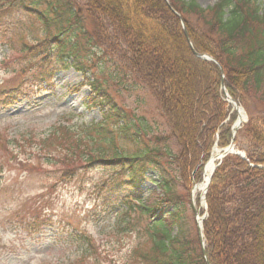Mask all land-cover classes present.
<instances>
[{
  "label": "trees",
  "instance_id": "trees-1",
  "mask_svg": "<svg viewBox=\"0 0 264 264\" xmlns=\"http://www.w3.org/2000/svg\"><path fill=\"white\" fill-rule=\"evenodd\" d=\"M169 1L183 20L193 48L221 67L229 96L248 119L233 141L245 159L225 157L205 196L207 261L264 264V1L218 0L206 9L192 1ZM15 12L33 22L8 21L6 17ZM17 31L33 36L30 43L22 44L19 58L40 60L28 65L14 61L11 73L17 77L31 73L36 83L23 80L20 88L0 89V100H7L5 105L19 98L29 100L24 91L47 92L55 73L73 70L82 77L79 88L90 89L85 107L98 110L100 120L59 123L37 140L29 134L13 146L23 154L37 148L38 158L68 168L61 171L68 174L62 180L76 181L74 172L82 167L115 169L114 181L108 185L113 187L110 200L115 202L111 211L120 213L124 229L134 211L147 220L152 235L149 264H204L191 210L186 221V211L160 219L166 209L184 200L166 181L157 185L162 196L151 192L142 198L141 188L147 174L168 160L189 191L191 180L201 181L200 159L208 155L216 134L219 147L230 143L236 114L222 102L219 67L192 55L178 18L163 0H0L1 36ZM38 64L47 70L34 72ZM103 69L112 70V80L120 77L116 81H125L131 90L152 95L168 133L156 136L143 117L118 109L99 78ZM23 84L30 89H23Z\"/></svg>",
  "mask_w": 264,
  "mask_h": 264
},
{
  "label": "rangeland",
  "instance_id": "rangeland-1",
  "mask_svg": "<svg viewBox=\"0 0 264 264\" xmlns=\"http://www.w3.org/2000/svg\"><path fill=\"white\" fill-rule=\"evenodd\" d=\"M217 1L196 0L204 8ZM6 19L13 23L24 21L27 25L33 22L20 12ZM20 34L17 31L4 38L0 36L3 39L0 40V89L20 88L23 80H28L30 85L36 83L31 73L24 77L11 73L16 68L15 62L28 65L40 60L19 58L22 44L30 43L33 37ZM41 70H47V66L38 64L34 72ZM111 73L112 70L103 69L99 78L111 93L114 105L128 116L143 117L156 136L168 133L165 119L157 114L160 111L154 97L146 91L131 90L125 81H116L120 77L112 80ZM81 83V76L69 70L54 75L48 92L24 91L22 95L31 99L19 98L7 105V100H0V264H149L152 235L147 220L134 211L124 229L120 214L111 211L115 202L110 200L113 187L108 185L110 180L114 181L115 169L94 166L87 171L82 167L74 172L78 173L76 181L62 180L68 174L61 171L68 168L54 167L38 158L36 147L23 154L12 144L20 143L29 134L37 140L59 123L98 122L99 111L84 105L90 89L78 88ZM30 85L23 84V89H30ZM253 112L251 106L248 113ZM173 151L176 153L174 148ZM164 161L156 171L147 174L141 196L146 198L151 192L162 196L163 190L157 185L166 181L175 196L184 201L166 209L160 219L186 211V221L187 211L191 209L190 198L194 201L200 194L193 197L190 190H184L177 167ZM200 202H193L195 208ZM181 217L184 218L183 214ZM192 227H196L193 222ZM176 232L173 227L171 235Z\"/></svg>",
  "mask_w": 264,
  "mask_h": 264
},
{
  "label": "bare ground",
  "instance_id": "bare-ground-1",
  "mask_svg": "<svg viewBox=\"0 0 264 264\" xmlns=\"http://www.w3.org/2000/svg\"><path fill=\"white\" fill-rule=\"evenodd\" d=\"M183 1L184 2L192 1L197 6H199L201 9H206L207 8V7L206 8L201 7L196 2V0H183ZM163 2L167 6L168 11L178 18L180 27L183 30L182 31L183 36L186 39L187 45H188L189 50L192 53V55H193V53H195V54H197L199 56H202L204 58H210L212 61L203 60V59H200V60L213 63V64H215L216 66L219 67L220 76H221V80L219 82V92L221 94L222 102L225 103L226 106H228V107L230 105H234V104L235 105H239L236 101H234L229 96V94L227 92V89H226L224 81H223L224 73H223V70L221 69V67L217 64V62L213 58H211V56H209L208 54H205V53H199V52H197L195 50V48H193V45L191 44L192 41L189 39L188 33H186V31H185V25H184L183 20L181 19V17H179V14L171 6V2L169 0H163ZM243 119H244V114L241 112V120H243ZM235 135H236V133L233 135L232 132H231V140L234 139ZM217 140H218V133L216 134L215 142ZM215 142H214V145L212 146V148H210L208 155L205 158H201L200 159V163H201V166H202L201 181L198 182V183H195V182H193V180H191L190 194L192 193L193 197H196L197 194H200L199 195L200 197L195 198L194 201H205V196H206L209 184H210L209 180L211 181V177H212L213 173L215 172V170L219 166V164L217 163V161L220 159L219 158V155H220L219 153H220V151L225 150L231 144V143H229L226 147L221 148V147H218V145ZM233 147H234V149H236L234 145H233ZM239 154L241 155V157L243 159H245V154L243 152H240ZM191 189H192V191H191ZM204 203H205V207H203V205H202L203 208L200 209V210H197V213L192 215V218H191L192 222L195 223V226H196V227H194V229H195V232H196L197 240L199 242L200 252H201L200 239H201V244H202L203 250L205 252V240H204L203 223L208 218V211H207L206 201ZM199 237H200V239H199ZM201 256H202V252H201ZM205 258H206V253H205ZM202 259L204 261V257L203 256H202ZM206 261H207V258H206ZM204 263H205V261H204ZM208 264H209V262H208Z\"/></svg>",
  "mask_w": 264,
  "mask_h": 264
},
{
  "label": "water",
  "instance_id": "water-1",
  "mask_svg": "<svg viewBox=\"0 0 264 264\" xmlns=\"http://www.w3.org/2000/svg\"><path fill=\"white\" fill-rule=\"evenodd\" d=\"M193 55L199 59H203V60H208V61H212L210 58H204L202 56H199L195 53H193ZM233 107L238 111V108L236 107V105L234 104ZM241 125V120H240V117L238 118L237 122L233 125L232 127V134L234 135L236 133V131L239 129ZM228 154H236V155H240V154H237L236 152H234V147H233V144L231 142V144L229 145V147H227L225 150H222L221 151V154L219 155V158H223L225 157L226 155ZM210 182V180H209ZM207 190V189H206ZM206 192V191H205ZM200 239V237H199ZM200 245H201V252H202V256L204 257V261H205V264H208V262L206 261V258H205V252L203 250V247H202V244H201V239H200Z\"/></svg>",
  "mask_w": 264,
  "mask_h": 264
}]
</instances>
